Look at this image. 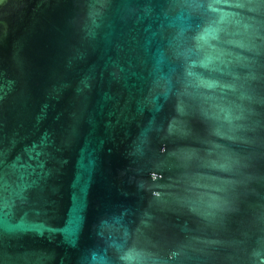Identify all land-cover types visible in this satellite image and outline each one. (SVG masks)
<instances>
[{
	"label": "water",
	"instance_id": "1",
	"mask_svg": "<svg viewBox=\"0 0 264 264\" xmlns=\"http://www.w3.org/2000/svg\"><path fill=\"white\" fill-rule=\"evenodd\" d=\"M201 2L0 0V264H264V4Z\"/></svg>",
	"mask_w": 264,
	"mask_h": 264
},
{
	"label": "snow or ice",
	"instance_id": "2",
	"mask_svg": "<svg viewBox=\"0 0 264 264\" xmlns=\"http://www.w3.org/2000/svg\"><path fill=\"white\" fill-rule=\"evenodd\" d=\"M218 2V0H217ZM254 2L256 3H260V4H264V0H254ZM191 3L194 5V6H197V7H203V3L201 2V0H191ZM210 8L212 7V4L209 3L208 5ZM214 10V9H213ZM209 36H212L213 39L216 38V35H215V30L213 29H206L205 32L198 36L197 37V47H202L203 44H206L208 43V39H209ZM212 63V58L211 57H207L204 61L201 62L202 66L207 68L209 67V65ZM190 76H195L196 74L193 73V72H189L188 73ZM201 85L205 86V87H214V83L213 82H210V81H203V80H200L199 81Z\"/></svg>",
	"mask_w": 264,
	"mask_h": 264
}]
</instances>
